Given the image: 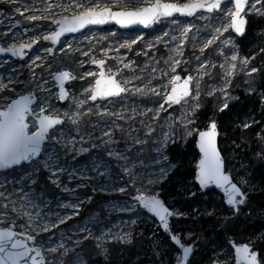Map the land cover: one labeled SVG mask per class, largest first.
Instances as JSON below:
<instances>
[{
    "label": "snow or ice",
    "instance_id": "obj_1",
    "mask_svg": "<svg viewBox=\"0 0 264 264\" xmlns=\"http://www.w3.org/2000/svg\"><path fill=\"white\" fill-rule=\"evenodd\" d=\"M0 4L9 5L29 23L24 34L33 32L27 40L21 33L11 37L0 33V55L24 60L41 40L51 45L31 58L27 78L14 65L0 74V264H264V233L245 242L235 239L233 232L258 187L250 173L252 162L241 161L238 175H232L218 147L219 122L211 119L202 127L198 117L204 95L217 99L215 111L229 110L239 99L232 92L241 75L249 95L264 88L257 83L264 81V70L252 63L256 55L241 56L238 49L252 18L264 21V0H39V7L35 0L32 4L0 0ZM181 18L207 23L201 28ZM36 21L44 22L39 33ZM163 21L175 27L151 39L141 34L115 47L110 44L98 54L94 47L85 51L71 40L61 42L67 34L91 25L147 29ZM141 42L142 47L134 49ZM161 44L170 53L163 58V67L154 51ZM188 45L199 52L191 67L185 56ZM213 46L219 61L206 56ZM121 49L143 56L142 66L122 55ZM113 52L116 55H110ZM75 53L88 57L98 71L76 75L66 68V63L84 67L83 60L68 59ZM259 53L264 54V47ZM5 64L11 61H0V68ZM40 68L44 72L38 75ZM217 68L219 83L203 93L201 84ZM77 79L85 81L80 91L66 89ZM130 96L156 99L151 106L140 107L129 104ZM260 104L264 109V91ZM259 123L251 117L238 126L248 130ZM189 142L195 143L199 157L184 188L191 207L185 211L167 202L164 184L177 168L170 149ZM255 142L253 159L264 169V128L255 133ZM89 187L92 195L77 194ZM213 190L223 193L219 204L210 199ZM98 192L125 197L110 204L121 218L91 216L83 223L68 224ZM200 196L206 201L203 207L192 204ZM53 204L70 211L53 212ZM171 220L177 225L191 221L193 227L174 228ZM156 222L170 242L167 248L155 231L151 235L138 231L141 223ZM196 224L222 229L213 233L223 236L222 241L203 237L211 253L206 262L204 257L197 259L202 236Z\"/></svg>",
    "mask_w": 264,
    "mask_h": 264
},
{
    "label": "trees",
    "instance_id": "obj_2",
    "mask_svg": "<svg viewBox=\"0 0 264 264\" xmlns=\"http://www.w3.org/2000/svg\"><path fill=\"white\" fill-rule=\"evenodd\" d=\"M262 29H264V21H258L256 18H252V23L248 28L246 37L240 40L238 45L247 56L256 55L255 65L264 70V54L259 53V49L264 47V36L260 35ZM239 39L240 38H238V40ZM257 83L264 84V81H257ZM260 91H264V88H261ZM260 91H258L259 93L249 95L247 92L237 90L235 92L239 99L231 102L229 110L223 113L217 111L210 113V110L205 106L198 114L199 122L202 127L211 119H215L219 122L218 130L220 135L218 136V146L227 159L228 168L232 170V175H238L233 167L237 166L238 169L241 161L245 164H248L249 161L252 162L250 173L251 176L254 177L258 187L256 192L252 195L249 209H246L245 215L240 217L237 226L233 229L235 234L234 238L242 241L248 240L250 236L264 233V191L261 190L264 186H260L261 180L264 179V169H261L260 165L253 159L254 153L258 150L255 142V133L259 132L261 128H264V109L261 108L260 104ZM248 117H255L260 123L258 125H253L251 129L244 130L238 125H240L239 123H241L244 118ZM231 143L241 145L239 148L235 149V157L232 155ZM169 155L171 161L177 165V168L171 173L169 179L165 181L164 197L169 204H175L185 211H190L191 207L189 203L185 201L184 188L191 180L195 161L198 158L195 143L189 142L185 145H174L170 149ZM231 157L234 159H231ZM80 159L84 160L85 157H80ZM78 193L90 195V188L79 189ZM120 196L122 195L120 194ZM105 197L106 196L103 194L94 195L92 202L88 203V205H83L80 214L75 217V219L83 218L95 209L100 210L101 214H103L101 208L103 207L102 201ZM122 197L125 198L124 196ZM220 198L221 196L215 191L212 192L210 197L211 201L217 204L220 203ZM205 202L204 197L200 196L198 200L193 199L192 204L203 207ZM188 223H190V225ZM188 223L183 225L186 227H193V222L189 221ZM171 225L174 228H179L174 220L171 222ZM195 227L197 233L202 236V249L199 251L197 259L199 260L201 257H204L206 262L210 252L206 251L208 241L204 240L203 237L222 241L224 239L223 236H216L215 238L211 236L214 235V232H221L222 229L219 227L213 229L210 224H196ZM201 228L204 229L203 233H201ZM142 230L148 234V229L145 226H142ZM160 236L162 241H166V237L163 234H160ZM169 244L170 242L166 241L165 247L167 248ZM143 256H145L144 253ZM144 259H147V257Z\"/></svg>",
    "mask_w": 264,
    "mask_h": 264
},
{
    "label": "rangeland",
    "instance_id": "obj_3",
    "mask_svg": "<svg viewBox=\"0 0 264 264\" xmlns=\"http://www.w3.org/2000/svg\"><path fill=\"white\" fill-rule=\"evenodd\" d=\"M34 2V0H19V3L21 4H32ZM37 6L39 7V0H35ZM62 2H67V0H62ZM103 2H107V3H111V0H103ZM131 3H136V0H130ZM0 12H3L4 15L0 16V19L2 20L1 24H0V33H8L9 37H11L13 34L16 33H21L23 35V39L27 40L30 36L33 35V32H27L26 34H24L25 29L27 27H29V23L24 20L23 17H21L17 12L13 11L12 8L9 5H5V4H0ZM28 14V13H26ZM190 20L192 23H194L196 26L203 28L204 24L207 23V21L204 20H200V19H194V18H190L188 19ZM17 22H19L18 26H14L17 25ZM35 23L38 27L36 28V32L39 33L40 28L43 26L44 22L41 21H36L33 22ZM175 27L174 25L169 24L167 21H163L157 25L154 26L153 29L151 30H142V29H130V30H120L118 29L116 26H106V27H102V28H96V29H90V30H85L83 32H81L80 34H75L72 36H68V37H64L61 39V42H63L65 39L67 40H71L73 42V44L76 47H79L85 51L88 50L89 47H94L96 49V53L94 54H98L101 48H105L108 45H113L118 46V42L122 43L125 39L128 38H134L137 35H141L143 34L147 39H151L152 37H154L155 35L160 34L162 31L164 30H168L170 28ZM117 32V36L113 37L110 35L111 32ZM201 35H207L206 32L201 33ZM103 38V39H102ZM89 41H91V43L89 44ZM97 41H99V43H97ZM3 41L0 40V44H2ZM143 45V42H141L140 44H137L134 46V49L139 50ZM45 46H51L50 44L44 42L43 40L40 41L39 44L34 45V48L32 49V51L28 52L26 58L22 61H14L12 58H0V61L5 60V59H9L11 61V64H5L4 67L0 68V74L2 73H7L9 71H11V66L14 65L20 72L23 73L22 78H27L28 74H29V69L27 67V64L31 62V58H33L35 55H37L38 53L41 52L42 48ZM60 45L58 44L57 49H59ZM214 48L215 46H213V49H208L206 51V56H209L212 60L214 61H219L221 59V57L216 56L213 54L214 52ZM238 49H239V53L241 56H247L246 53L244 51H242V49L240 48V46L238 45ZM156 53V58L160 59L161 63H160V67H163V58H167L168 55L170 54L164 47L163 44H161L159 46L158 49L154 50ZM225 51H229L228 49H225ZM121 54L122 55H126L129 57V59L135 60L137 62L138 65L143 64L144 61V57L143 56H136L135 55V51L133 52H128L125 49H121ZM110 55H116V53H110ZM151 55V53H150ZM199 55L198 51H194L193 48L191 47V45L186 46L185 48V56L189 59V67L195 65L196 61H195V56ZM252 56V55H249ZM69 60H74V61H80L83 60L85 62L84 67L81 68L79 66V63H66L64 66L70 70H72L74 72V74L76 75H80L81 73L88 71V70H95L98 71V69L95 68V66L93 64H91L89 62V58L88 57H84L81 56L79 53H75L73 55H71L70 57H68ZM107 63L109 65H115L116 61L113 60H109L107 61ZM255 64V60L252 62ZM148 71H150V68L148 69ZM219 69H213L212 70V77H205L204 82L201 84V91L203 93H207L208 86L211 84H216L219 83ZM44 72V69L40 68L37 69V74L39 75L40 73ZM125 74L126 75H131V73H129L127 70H125ZM137 74H140L139 72V68H137ZM146 76V73H145ZM89 80H93L94 78L89 77ZM246 79V77H244L243 75L239 76L235 83L238 85L237 88H235V90H233L232 94L234 96H236V92L237 90H241L243 92L245 91V88L248 87V85L244 84V80ZM85 81L82 80H75L72 81L68 84H66V89H68L69 91H80L81 90V85L84 84ZM139 83V82H137ZM153 83H158V81H154ZM53 91H57V89H53ZM254 93H259L254 92ZM155 97L152 96H147V97H129V104H133V103H138L140 107H144L145 105L147 106H151L152 102L155 100ZM202 100L205 101V106L206 108H208L210 110V113H213L215 111L213 105L215 103H217V99L216 98H209L207 97V95L202 96ZM65 107H67V103H65L64 105ZM204 106V107H205ZM180 108L179 106H177L175 108V114L179 115L180 113ZM251 117L248 118H244L243 121L250 119ZM242 121V122H243ZM241 122V123H242ZM239 123V124H241ZM181 145H185V144H181ZM230 146L232 147L231 151H232V155L235 157V149H236V144L231 143ZM231 159H234L233 157H231ZM236 171L237 166L233 167ZM72 186H75L74 184ZM90 188V195H92V191H91V187ZM78 195L83 196L82 194L78 193ZM97 194H103L105 195V199L102 201V205L103 207L101 208V210L103 211V214H101L100 210H92L90 213H88L86 216H84L83 218H76L74 217L73 220L68 221V224L70 225H75L77 222L83 223L84 221L88 220L89 217L91 216H98L100 218H104L107 221H118L121 217L120 214L118 212H116L115 210H113L110 207V204L113 201H118V200H122L124 199L122 196H120V194L118 193H112V194H104L101 192H98ZM62 197H64L65 199H67V197L65 196V194H60ZM96 195V194H95ZM84 205H88V203H85ZM52 211H70V210H65V209H57L55 207V204L52 205ZM77 217V216H76ZM190 225V223H188ZM142 226H145L148 229V235H151L153 231L156 232V234L160 237V234L162 235L160 229L157 227V223H148V224H144L141 223L139 226V230H142ZM186 227L184 225H178V227ZM61 227H66L65 225H61ZM189 227V226H188ZM187 228V227H186ZM212 237H216V235H211ZM247 241V240H246ZM245 241V242H246ZM201 249H202V244H201ZM137 251H139V249H137ZM211 255V253H210ZM141 257L145 258L146 256H143V252H141Z\"/></svg>",
    "mask_w": 264,
    "mask_h": 264
},
{
    "label": "water",
    "instance_id": "obj_4",
    "mask_svg": "<svg viewBox=\"0 0 264 264\" xmlns=\"http://www.w3.org/2000/svg\"><path fill=\"white\" fill-rule=\"evenodd\" d=\"M181 19H190V18H181ZM0 23H1V19H0ZM159 24V23H158ZM155 25H157V24H155ZM155 25H153L152 27H150V28H144L142 25H133V26H131V27H129V28H125V29H122V28H120L118 25H116V24H114V23H109V24H105V25H91V26H88L87 28H85V29H83L81 32H83V31H85V30H90V29H96V28H102V27H106V26H116L118 29H120V30H123V31H126V30H130V29H142V30H151V29H153L154 28V26ZM81 32H78V33H75V34H80ZM75 34H67V36L66 37H68V36H72V35H75ZM62 38H64V37H62ZM61 38V39H62ZM45 42V41H44ZM46 43H48V44H50L49 42H46ZM57 46L58 45H56L55 47L57 48ZM33 48H34V46H33ZM32 51V50H31ZM28 52H30V51H28ZM27 56V55H26ZM26 56H25V58H26ZM0 58H7L6 56H4V55H0ZM24 58V59H25ZM14 61H22V60H19L18 58H12ZM95 66V65H94ZM58 90V89H57ZM217 142H218V138H217ZM219 147V146H218ZM195 149H196V152H197V154H198V157H199V152H198V149L195 147ZM198 159V158H197ZM213 191H215L218 195H220L221 197L223 196V193L222 192H220L219 190H213ZM173 220H171L170 221V223L172 222ZM157 224H158V222H156ZM160 229V228H159ZM160 231H161V233L165 236V234L163 233V230L162 229H160Z\"/></svg>",
    "mask_w": 264,
    "mask_h": 264
},
{
    "label": "flooded vegetation",
    "instance_id": "obj_5",
    "mask_svg": "<svg viewBox=\"0 0 264 264\" xmlns=\"http://www.w3.org/2000/svg\"><path fill=\"white\" fill-rule=\"evenodd\" d=\"M1 22H2V20H1ZM1 24V23H0Z\"/></svg>",
    "mask_w": 264,
    "mask_h": 264
}]
</instances>
